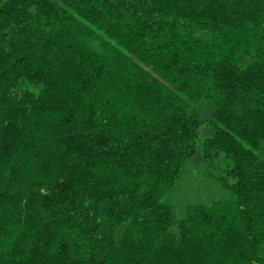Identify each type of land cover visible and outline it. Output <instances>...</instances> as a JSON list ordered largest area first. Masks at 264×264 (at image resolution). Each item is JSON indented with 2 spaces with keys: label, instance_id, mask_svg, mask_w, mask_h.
Masks as SVG:
<instances>
[{
  "label": "trees",
  "instance_id": "trees-1",
  "mask_svg": "<svg viewBox=\"0 0 264 264\" xmlns=\"http://www.w3.org/2000/svg\"><path fill=\"white\" fill-rule=\"evenodd\" d=\"M263 145L264 0H0V264H264Z\"/></svg>",
  "mask_w": 264,
  "mask_h": 264
},
{
  "label": "rangeland",
  "instance_id": "rangeland-1",
  "mask_svg": "<svg viewBox=\"0 0 264 264\" xmlns=\"http://www.w3.org/2000/svg\"><path fill=\"white\" fill-rule=\"evenodd\" d=\"M204 102H205L204 104L200 105V106H201V112H202V116H203V117H207V116H209L210 110H211L212 108H211V105H210L208 102H206V101H204ZM210 134H212L211 130H209V129L203 127V128L200 130V139H202V138H204L205 136L210 135ZM262 144H263V143H262ZM260 154H261V156H263V158H264V145H263L262 148H261ZM219 194H220V193H215L216 196H218Z\"/></svg>",
  "mask_w": 264,
  "mask_h": 264
}]
</instances>
